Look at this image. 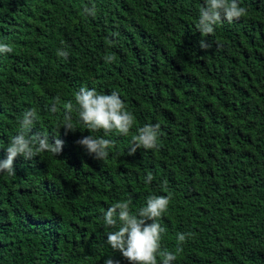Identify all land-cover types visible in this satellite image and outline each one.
<instances>
[{"label": "trees", "instance_id": "trees-1", "mask_svg": "<svg viewBox=\"0 0 264 264\" xmlns=\"http://www.w3.org/2000/svg\"><path fill=\"white\" fill-rule=\"evenodd\" d=\"M204 2L0 0V43L12 47L0 54V159L26 110L31 134L63 141L59 156L17 157L15 175L0 173V264H128L102 216L129 198L136 214L153 195L171 197L160 249L190 234L172 264H264V0H239L247 14L208 36L196 27ZM81 87L118 92L130 131L84 129ZM156 124L159 149L129 155L137 129ZM89 134L112 141L106 159L76 143Z\"/></svg>", "mask_w": 264, "mask_h": 264}, {"label": "clouds", "instance_id": "clouds-1", "mask_svg": "<svg viewBox=\"0 0 264 264\" xmlns=\"http://www.w3.org/2000/svg\"><path fill=\"white\" fill-rule=\"evenodd\" d=\"M85 16H95V7H85ZM247 14V9L240 6L239 0H205L199 9V18L196 24L197 29L203 36L214 33L215 26L227 21L240 19ZM113 37L118 33H113ZM115 42V41H112ZM198 46L202 51L210 49L208 41L201 39ZM12 52V47L7 43H0V54ZM57 56L65 60L68 52L64 49L57 50ZM114 56H105L106 62H112ZM75 102L79 115V123L88 132L104 130L105 134L118 131L126 135L134 123V116L127 111L126 106L118 92L110 94L97 93L95 89L81 87L75 94ZM59 97H56L51 108L52 113L57 112ZM72 109V104L66 106ZM36 112L26 110L19 120V130L11 137L9 143L4 148L5 158L0 159V173H7L9 176L15 175L14 162L17 157L24 160H31L40 152H50L54 156H59L63 150V141L55 138L54 142H49L48 135L40 132L32 133L36 120ZM72 117L69 112L64 114L65 132L75 131L71 123ZM58 137V131L56 135ZM160 136V126L145 125L137 129V135L133 138L129 155H134L138 149L158 150V139ZM86 153L95 160L101 161L108 156V147L112 141L103 137L87 135L76 141ZM153 177L148 174L145 183H150ZM170 196H149L146 206L140 208L133 214L130 208L131 199L113 204L103 214V223L110 229L106 235V243L114 252L120 255L128 264H158L157 256L162 257L160 264H172L177 259V253L182 251V245L186 242L190 234L177 233L176 252L167 249H160V240L166 232L165 226L160 222V217L167 210L170 204ZM104 264H119L113 256L104 260Z\"/></svg>", "mask_w": 264, "mask_h": 264}]
</instances>
